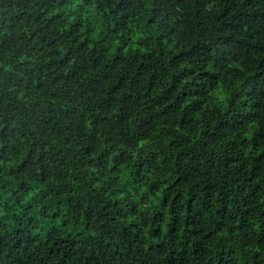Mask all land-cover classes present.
Segmentation results:
<instances>
[{
  "label": "trees",
  "instance_id": "1",
  "mask_svg": "<svg viewBox=\"0 0 264 264\" xmlns=\"http://www.w3.org/2000/svg\"><path fill=\"white\" fill-rule=\"evenodd\" d=\"M0 264H264V0H0Z\"/></svg>",
  "mask_w": 264,
  "mask_h": 264
}]
</instances>
